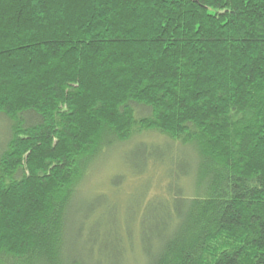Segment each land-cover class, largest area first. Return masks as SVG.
I'll list each match as a JSON object with an SVG mask.
<instances>
[{"label": "trees", "instance_id": "1", "mask_svg": "<svg viewBox=\"0 0 264 264\" xmlns=\"http://www.w3.org/2000/svg\"><path fill=\"white\" fill-rule=\"evenodd\" d=\"M0 124V264L137 256L115 146L142 264H264V0H0Z\"/></svg>", "mask_w": 264, "mask_h": 264}, {"label": "rangeland", "instance_id": "2", "mask_svg": "<svg viewBox=\"0 0 264 264\" xmlns=\"http://www.w3.org/2000/svg\"><path fill=\"white\" fill-rule=\"evenodd\" d=\"M2 125L0 124V138H2ZM147 140L153 139L157 140L158 136L150 135L149 137H142ZM127 144H125L126 146ZM125 148L124 145H120ZM117 147V148H116ZM118 146H115L113 148H110L109 152L106 154V157L109 155L107 159L100 160L103 162H99L98 167L94 170V172L90 175L87 184H84L85 190L88 193H94L96 191L101 192L103 190H107V182L108 179L111 177V175L116 173H122L126 172V176L120 185V188L116 191L117 192V198L121 200L120 207L118 209V212H114L113 210H110L109 207L102 210L105 220L113 218V215H117V218L120 219V231L123 235V237H126L128 234V228L131 230L130 232L133 237H135V244H134V250L136 252V257H129L125 256L121 260V264H142L143 259L140 257V252L142 251V243H141V230L143 224H141V221L144 217V214L146 211H149L148 208L144 210V179L149 178L150 185L148 188L149 196H152L157 193H161L163 191V182L165 181L161 176V170L151 169L148 172L147 175H142L140 177L132 176L129 172H127L126 169L123 168V165L120 163V153H118L119 150L122 151V153L128 150L120 148L118 149ZM118 149L117 152H115ZM115 153V154H114ZM97 166V165H96ZM140 183V184H139ZM109 185V184H108ZM80 195H82V192H79ZM147 193V194H148ZM110 194V193H109ZM112 202L116 200L114 194H111ZM114 199V200H113ZM79 202V200H77ZM112 203H109L112 204ZM85 205V203H84ZM108 205V206H109ZM150 208V207H149ZM84 210V209H83ZM125 251H127L128 255L130 254L131 247H127L128 244L125 245Z\"/></svg>", "mask_w": 264, "mask_h": 264}]
</instances>
